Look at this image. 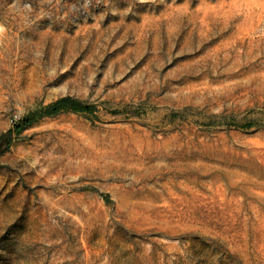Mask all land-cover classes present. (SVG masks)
Masks as SVG:
<instances>
[{"label": "rangeland", "instance_id": "rangeland-1", "mask_svg": "<svg viewBox=\"0 0 264 264\" xmlns=\"http://www.w3.org/2000/svg\"><path fill=\"white\" fill-rule=\"evenodd\" d=\"M66 97L0 153V264H264V0H0V138Z\"/></svg>", "mask_w": 264, "mask_h": 264}, {"label": "trees", "instance_id": "trees-1", "mask_svg": "<svg viewBox=\"0 0 264 264\" xmlns=\"http://www.w3.org/2000/svg\"><path fill=\"white\" fill-rule=\"evenodd\" d=\"M71 110L77 113H92L94 107L91 105H84L76 100H73L69 97L59 99L43 110L37 113H31L24 117L23 119L19 120L13 127V129L9 130L5 135L0 138V153L7 147L8 141L7 138L12 133L18 134L20 133L25 127L31 125L37 118L42 116H53L62 111Z\"/></svg>", "mask_w": 264, "mask_h": 264}, {"label": "bare ground", "instance_id": "bare-ground-1", "mask_svg": "<svg viewBox=\"0 0 264 264\" xmlns=\"http://www.w3.org/2000/svg\"><path fill=\"white\" fill-rule=\"evenodd\" d=\"M58 163H59V162H58ZM65 163H66V162H65ZM65 165H67V164H65ZM59 166H60V165H59ZM62 167H63V166H62ZM62 167H61V168H62ZM67 167H68V166H67ZM69 167H70V166H69ZM61 168H60V169H61ZM57 169H58V168H57ZM64 170H65V169H64ZM46 171H47V170H46ZM58 171H59V170H58ZM62 171H63V170H62ZM45 173H47V172H45ZM62 173H64V172H62ZM54 174H55V173H54ZM57 174H58V173H57ZM57 174H56V175H57ZM60 174H61V173H60ZM46 175H47V174H46ZM49 175H50V174H49ZM56 175H55V176H56ZM52 176H53V175H51V177H52ZM45 177H46V176H45ZM47 177H49V176H47ZM51 177H50V178H51ZM50 178H49V179H50ZM49 179H47V180H49ZM44 180H45V179H44ZM50 181H51V180H50ZM44 182H45V181H44ZM59 201H60V199H59ZM70 201H71V200H70ZM56 202H57V201H55V203H56Z\"/></svg>", "mask_w": 264, "mask_h": 264}]
</instances>
